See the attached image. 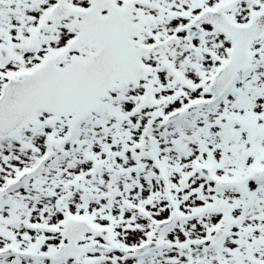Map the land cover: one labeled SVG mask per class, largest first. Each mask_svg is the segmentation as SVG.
<instances>
[{"label":"snow or ice","instance_id":"1","mask_svg":"<svg viewBox=\"0 0 264 264\" xmlns=\"http://www.w3.org/2000/svg\"><path fill=\"white\" fill-rule=\"evenodd\" d=\"M0 264H264V0H0Z\"/></svg>","mask_w":264,"mask_h":264}]
</instances>
